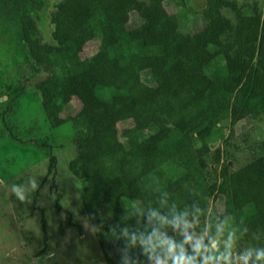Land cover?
Wrapping results in <instances>:
<instances>
[{
  "label": "trees",
  "instance_id": "obj_1",
  "mask_svg": "<svg viewBox=\"0 0 264 264\" xmlns=\"http://www.w3.org/2000/svg\"><path fill=\"white\" fill-rule=\"evenodd\" d=\"M43 3L0 0V23L45 74L34 87L48 125L75 117L86 124L68 169L83 181L81 205L102 232L106 264L166 259L178 248L170 233L188 228L191 236L190 221L213 200L223 202L221 218L234 217L241 246L251 249L247 264H264V141L259 155L234 170L221 161L224 150L210 154L208 144L225 138L221 125L210 130L216 118L228 117L229 139L237 122L264 114V7L206 0L205 27L182 33L169 31L176 18L164 0H61L50 13V44L34 20ZM118 10L135 11L140 22L126 26ZM95 37L98 51L82 58ZM170 41L175 51L165 47ZM156 64L163 71L149 85L141 73ZM14 87L8 90H24ZM72 98L80 108L74 118L63 117ZM189 236L182 238L191 247Z\"/></svg>",
  "mask_w": 264,
  "mask_h": 264
},
{
  "label": "rangeland",
  "instance_id": "obj_2",
  "mask_svg": "<svg viewBox=\"0 0 264 264\" xmlns=\"http://www.w3.org/2000/svg\"><path fill=\"white\" fill-rule=\"evenodd\" d=\"M60 1L44 0V7L36 11L34 20L44 43H53L50 13ZM235 1L238 4L257 1L264 7V0ZM116 5L121 7L120 3ZM205 5L206 0H164L167 12L176 18L169 22V31L190 33L204 28ZM117 12L118 20L128 27L140 22L135 11ZM10 23L14 28V23ZM2 24L4 22L0 23V93H3L0 99V264H106L98 245L102 232L92 228L81 205L83 181L68 169V162L75 155L74 140L87 130L81 118L73 117L80 103L72 98L62 113L63 117L74 119L56 128L48 125L40 93L34 87L38 77L45 74L25 59L15 46L13 33L2 30ZM99 43V37L87 42L82 58L95 54ZM175 43L164 42V45L175 51ZM161 71L162 65L156 64L143 71L141 78L155 85ZM19 84L23 85V92L14 94L8 90L16 89L14 86ZM215 124L226 128L225 140L211 137L210 154L221 147L224 150L221 161L226 160L230 169H237L260 154L258 144L264 141V114L237 122L229 139L228 117L213 120L210 130ZM125 125L121 123L119 128ZM211 163L208 168L216 167L217 173L218 165ZM222 204L221 200L210 201L205 211L190 221L191 236L188 228L170 233L178 244L177 250L166 259L150 264L179 261L225 264L230 259L238 263L242 256L248 257L242 260L247 264L251 249L241 246L234 217H220ZM182 235L192 239L191 247Z\"/></svg>",
  "mask_w": 264,
  "mask_h": 264
},
{
  "label": "water",
  "instance_id": "obj_3",
  "mask_svg": "<svg viewBox=\"0 0 264 264\" xmlns=\"http://www.w3.org/2000/svg\"><path fill=\"white\" fill-rule=\"evenodd\" d=\"M246 259H248L247 256H242V257H241V260L238 261V264H243V263H242V260H246Z\"/></svg>",
  "mask_w": 264,
  "mask_h": 264
}]
</instances>
